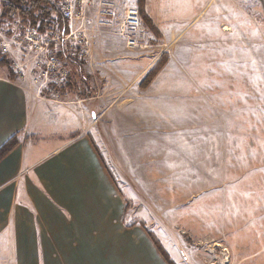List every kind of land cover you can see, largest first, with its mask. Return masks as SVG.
I'll list each match as a JSON object with an SVG mask.
<instances>
[{
	"label": "rangeland",
	"instance_id": "obj_1",
	"mask_svg": "<svg viewBox=\"0 0 264 264\" xmlns=\"http://www.w3.org/2000/svg\"><path fill=\"white\" fill-rule=\"evenodd\" d=\"M2 4L0 40L25 26ZM132 6L143 27L121 35ZM87 13V59L68 60L56 93L76 97L129 228L169 264L166 244L192 264H264V2L95 0Z\"/></svg>",
	"mask_w": 264,
	"mask_h": 264
},
{
	"label": "crops",
	"instance_id": "obj_2",
	"mask_svg": "<svg viewBox=\"0 0 264 264\" xmlns=\"http://www.w3.org/2000/svg\"><path fill=\"white\" fill-rule=\"evenodd\" d=\"M33 89L0 65V148L18 138L0 160V264H169L143 229L129 228L127 195L76 97ZM168 246L175 264H192Z\"/></svg>",
	"mask_w": 264,
	"mask_h": 264
},
{
	"label": "built area",
	"instance_id": "obj_3",
	"mask_svg": "<svg viewBox=\"0 0 264 264\" xmlns=\"http://www.w3.org/2000/svg\"><path fill=\"white\" fill-rule=\"evenodd\" d=\"M95 0H54L61 16L67 20L68 30L58 27L40 29L24 26L23 30L0 40V57L10 61L16 79L33 86L38 96L57 95L70 77L69 59L86 60L91 47L89 14L87 9ZM19 16L12 12L9 17ZM143 27L140 10L126 9L121 35H131ZM129 44H135V41ZM62 54V56H61Z\"/></svg>",
	"mask_w": 264,
	"mask_h": 264
},
{
	"label": "trees",
	"instance_id": "obj_4",
	"mask_svg": "<svg viewBox=\"0 0 264 264\" xmlns=\"http://www.w3.org/2000/svg\"><path fill=\"white\" fill-rule=\"evenodd\" d=\"M1 3H3L2 17H9L14 11L18 13L22 22L26 25L39 26L40 29L58 27L62 32H67L68 30L67 20L58 12L54 0H1ZM53 13L55 14L53 15ZM69 62L76 64V62L81 61L69 59ZM0 65L10 66V61L6 57H0ZM154 72L155 70H152L148 75ZM10 78H15L12 71H10ZM66 89H68V85L62 88V91ZM17 143V136H12L0 148V160L5 157Z\"/></svg>",
	"mask_w": 264,
	"mask_h": 264
}]
</instances>
